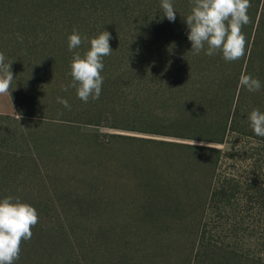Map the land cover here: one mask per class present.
<instances>
[{"label":"trees","instance_id":"1","mask_svg":"<svg viewBox=\"0 0 264 264\" xmlns=\"http://www.w3.org/2000/svg\"><path fill=\"white\" fill-rule=\"evenodd\" d=\"M171 2L174 22L161 0H0V52L12 62L17 112L51 111L112 128L149 126L224 146L231 133L256 140L261 155L264 137L253 132L249 114L264 112V0H250V23L242 27L246 53L234 62L220 53L193 55L185 21L191 2ZM74 29L88 40L69 51ZM103 31L112 36L113 52L103 58L99 99L84 103L75 88L61 86L72 82L74 53L83 57ZM242 74L259 79L261 88H242ZM91 137L78 156L87 173L57 162L38 170L22 150L19 156L0 146V199L19 198L39 216L15 264H264L261 156L239 164L241 148L174 144L182 152L131 165L142 192L129 202V191L108 193L100 185L104 144ZM71 138L53 141V160L65 158L62 144ZM72 178L87 185L84 195L62 186Z\"/></svg>","mask_w":264,"mask_h":264},{"label":"rangeland","instance_id":"2","mask_svg":"<svg viewBox=\"0 0 264 264\" xmlns=\"http://www.w3.org/2000/svg\"><path fill=\"white\" fill-rule=\"evenodd\" d=\"M30 113L21 115L17 112L11 95H0V146L6 147L5 149L10 154L16 153L19 156L23 154L20 152L22 150L25 153L23 155L30 158V161L31 158L33 159L32 162L38 170L45 171L47 166L52 167L51 164L57 162L58 165H64L70 171L78 170L87 173L89 168L85 167L78 156L81 155L84 143L94 141L91 136H99L98 139L104 144L101 160L96 168L100 176V185L108 193L113 192V188L129 191V194L124 195L129 202L132 199L133 202H137V192H142L140 190L142 182L132 174L131 165L137 161L143 166L154 159L159 161L167 152H182V149L174 144L221 149L229 147L234 150L241 148L242 151L238 152L240 155H237L240 159L239 164H251L260 156L264 162V150L261 151V155L255 150L259 146L256 140L250 137L243 138L240 135L232 136L231 133L228 136L227 146H224L203 140L163 135L155 127L144 126L132 130L131 125L124 124L118 128H112L74 122L70 117H59L51 111L36 114L30 110ZM61 136H70L72 141L63 142L62 146H65L68 153L63 155L65 158L61 157L55 161L51 154L53 141ZM74 136L79 139H75ZM33 137H36L37 141ZM143 158L146 159L143 160ZM49 172L54 174L55 171L50 170ZM46 173L43 172V174ZM62 186L73 191L79 190L81 195H84L87 189L85 183L75 178L64 182ZM55 204H60V202L56 201ZM211 227H214V224H211Z\"/></svg>","mask_w":264,"mask_h":264},{"label":"clouds","instance_id":"3","mask_svg":"<svg viewBox=\"0 0 264 264\" xmlns=\"http://www.w3.org/2000/svg\"><path fill=\"white\" fill-rule=\"evenodd\" d=\"M191 10L185 17L186 26L189 29L187 39L191 43L193 55L203 52L213 56L217 53L227 62L242 59L246 53V37L242 27L250 23L248 9L250 0H190ZM164 16L170 22L176 19V9L171 0H161ZM22 43V37L18 34ZM112 36L103 31L90 40V48L82 57L74 53L70 85H62V90L68 87L76 89L78 98L84 103L89 100H98L104 77L103 58L113 52L109 41ZM86 36H81L75 29L68 37V49L73 51L79 48ZM5 55L0 52V95H10L11 84L14 76L11 72L12 62L6 63ZM240 86L250 92L261 88L259 79L251 75L242 74ZM58 103L70 109L66 99L57 98ZM249 120L253 132L264 137V112L253 109L249 114ZM37 210L30 204L21 202L19 198L11 196L0 199V264H15L19 259L21 244L32 238V228L38 223Z\"/></svg>","mask_w":264,"mask_h":264}]
</instances>
